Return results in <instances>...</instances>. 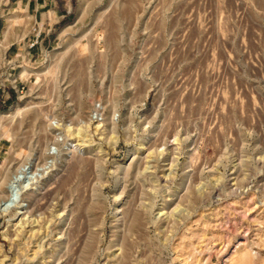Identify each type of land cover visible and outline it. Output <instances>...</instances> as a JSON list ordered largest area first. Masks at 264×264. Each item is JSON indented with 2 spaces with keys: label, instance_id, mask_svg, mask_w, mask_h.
<instances>
[{
  "label": "rangeland",
  "instance_id": "rangeland-1",
  "mask_svg": "<svg viewBox=\"0 0 264 264\" xmlns=\"http://www.w3.org/2000/svg\"><path fill=\"white\" fill-rule=\"evenodd\" d=\"M55 2L0 58V264H264V0Z\"/></svg>",
  "mask_w": 264,
  "mask_h": 264
},
{
  "label": "crops",
  "instance_id": "crops-1",
  "mask_svg": "<svg viewBox=\"0 0 264 264\" xmlns=\"http://www.w3.org/2000/svg\"><path fill=\"white\" fill-rule=\"evenodd\" d=\"M55 0H0V10L7 13H28L30 15L27 24H17L6 34V20L0 15V58L10 57L8 61L14 62L22 45L25 46L26 55H31L33 46L29 43L33 36H36V30H40V22L47 20V12L56 11ZM34 29H36L34 31ZM21 35L24 36L23 41L19 42ZM27 38V41H25ZM18 41V42H17ZM18 44V46H16ZM15 49V51H14ZM19 57V56H18ZM18 59V58H17ZM5 64L4 71L12 68L11 63ZM2 67L0 66V70Z\"/></svg>",
  "mask_w": 264,
  "mask_h": 264
},
{
  "label": "bare ground",
  "instance_id": "bare-ground-1",
  "mask_svg": "<svg viewBox=\"0 0 264 264\" xmlns=\"http://www.w3.org/2000/svg\"><path fill=\"white\" fill-rule=\"evenodd\" d=\"M17 110H18V112H20V107H18L17 108ZM39 116V115H38ZM25 167V165H23V167L22 168H24ZM20 174V173H19ZM12 184H14V182L12 183ZM10 185H11V183H10ZM12 186V185H11ZM14 187H15V185H13ZM18 185H16V187H17ZM13 187V188H14ZM28 186H23V187H21V189L20 190H18V191H16L15 189V191L14 190H11V191H8L7 190V192H8V198L6 199V200H4V201H2V202H0V208H1V206L3 207V206H5V210L6 209H9V208H12V207H20V208H25V207H27L28 208V205L27 204H24V203H22V199H23V195H24V193L28 190V189H33L32 187H29V188H27ZM12 188V187H11ZM17 189V188H16ZM3 203V204H2ZM19 211V210H18Z\"/></svg>",
  "mask_w": 264,
  "mask_h": 264
},
{
  "label": "built area",
  "instance_id": "built-area-1",
  "mask_svg": "<svg viewBox=\"0 0 264 264\" xmlns=\"http://www.w3.org/2000/svg\"><path fill=\"white\" fill-rule=\"evenodd\" d=\"M35 30H36V29H34V31H35ZM35 32H36V36H34V40L30 43L31 46H33L34 44L37 43V38H38V36H39V34H40V30L38 29V30H36Z\"/></svg>",
  "mask_w": 264,
  "mask_h": 264
}]
</instances>
